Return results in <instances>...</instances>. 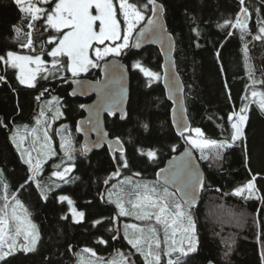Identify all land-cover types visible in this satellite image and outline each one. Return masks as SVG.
<instances>
[{
  "label": "trees",
  "instance_id": "trees-1",
  "mask_svg": "<svg viewBox=\"0 0 264 264\" xmlns=\"http://www.w3.org/2000/svg\"><path fill=\"white\" fill-rule=\"evenodd\" d=\"M129 2L135 3L137 0ZM249 2L264 12L261 0H246V4ZM158 3L164 6L167 30L175 40L176 71L184 86L185 108L191 129H201L204 139L217 142L230 140L233 130L229 115L238 113L244 104L249 105L245 136L224 151L222 160L213 162L212 149L206 150L209 159L202 160L193 149L208 188L201 191V203L192 210L197 224V249L183 256L182 264H206L209 261L214 264H264V200L232 195L236 188L245 185L256 173L259 174L258 195H264V112L251 97L252 90L264 92V84L260 83L264 81V42L252 40V36H246L242 41L239 29H221L217 26L223 24L225 19L235 21L241 8L239 0H158ZM114 6L117 8L116 0ZM249 11L251 18L247 23L255 35L257 16L254 9L250 8ZM23 15L13 0H0V54L9 50L16 53L27 50L13 39V25L20 24ZM36 27H46L44 18L36 22ZM22 31H29L26 22ZM229 31L235 34L228 36ZM48 35V32L42 36L34 33L35 54H40V40L46 41ZM245 45L248 47L247 55ZM47 49L46 44L43 53ZM120 59L128 67L130 76L127 117L124 121L117 116L106 119L105 125L111 137L121 138L130 166L121 168L120 175L113 177L118 165L112 161L106 148L84 156L81 148L75 146L72 158L68 159L73 169L67 179L57 186L53 182L45 186V182H49L51 167L61 161L56 153L53 159L42 165V179L37 176L39 187L37 181H33L26 189L20 186L24 183L28 167L12 141L15 130L30 131L40 105L56 97L63 116L55 126L68 125L79 142L74 126L83 116L80 105L88 100L70 96L67 78L59 80L55 76L40 80L36 87L25 88L19 85L15 69H6L9 83L0 84V119L8 122V127L0 126V169H3L8 185L7 212L15 203L12 199L15 194L31 222L36 225L39 235L34 252L17 250L6 257L7 264H47L48 260L53 264H78L81 257L92 255L84 249H91L96 254L95 258L105 264L119 253H134L130 261L145 264L124 240L120 232L123 219L118 216L116 206L106 200V192L114 182L123 178L156 179V173L164 163L188 145L173 131L171 105L165 98L160 79L150 81L138 68L132 67L134 61H139L143 67L160 75L162 58L159 50L147 47L136 52L129 48L123 51ZM249 67L253 73L252 79L257 81L255 85L249 78ZM4 71L5 67L1 68V74ZM86 77L93 81L99 79V67ZM44 89L48 91L41 96ZM172 144L177 146V151L170 150ZM57 148L55 144L54 149ZM138 149L144 152L157 150L158 154L155 160H151L141 155ZM137 173L139 175H135ZM75 177L78 179H73ZM217 188L221 191H216ZM4 194L3 185L0 184V196ZM42 194L47 195L46 200ZM60 195L71 198L78 210L85 213L81 223L71 221L67 203L58 199ZM4 204L5 201L0 199V209ZM229 208L234 210L235 215L227 214ZM102 217L116 219L93 226L92 222ZM109 227L112 228L111 232L106 230ZM114 235L116 239L112 238ZM100 240L106 243H100ZM161 264H166L164 257Z\"/></svg>",
  "mask_w": 264,
  "mask_h": 264
},
{
  "label": "snow or ice",
  "instance_id": "snow-or-ice-1",
  "mask_svg": "<svg viewBox=\"0 0 264 264\" xmlns=\"http://www.w3.org/2000/svg\"><path fill=\"white\" fill-rule=\"evenodd\" d=\"M13 2L19 11L24 14L21 17L20 24L13 25V31L15 32L13 39L17 43H20L22 48H28L32 51L35 50L36 37L34 33H39L42 36L44 32H48L49 36L47 41L40 40V54L35 56L18 55L16 52L10 50L0 54V63L5 66L4 73L0 74V84L9 83L6 69L11 67L19 70L17 79L20 84L36 87L37 85L34 81H36L37 73L40 72L41 65L44 63L41 55L44 52L46 44H55V46L47 53L48 56L53 58V67L51 70H46L47 74L42 77L43 79H48L49 75L55 77L61 69L71 72L72 76L76 77L82 72H87L89 68L99 67L98 61L105 59V57L121 56L123 50L129 49L130 47L139 48L141 46V38L159 42L162 48L167 47L169 50L172 48V37L161 23V14L164 12V6L158 3V0H145L143 3H140L139 0L135 3H130L129 0H118V9L114 7V0H13ZM239 2L241 8L236 14L235 21L230 18L225 19L223 24H218L217 26L221 29H239L242 41H244L246 36H252V40L264 42V12L250 2L246 4V0H239ZM261 2L264 3V0H261ZM43 5H47L48 7L45 8ZM250 8L255 10L257 16V32L255 35L249 30L247 23L251 18ZM148 12L151 15H146ZM118 14L123 16V28L118 24ZM41 18H44L46 27L38 29L36 22L41 20ZM144 21L146 22L142 23ZM25 22L27 28L32 31H22ZM137 25L141 26L135 31V42L130 45V39L133 37V32ZM49 29L55 30L57 35L53 36L49 32ZM193 31L196 32L197 29L194 28ZM234 34L231 31L227 33L228 36ZM93 42H96V44L93 45ZM105 42L113 43L112 46H105ZM90 46L95 47V60L91 59L88 54ZM244 51L247 55V45H245ZM217 55L219 56V53ZM30 64L37 65L36 69H30L28 67ZM132 67L138 68L150 81L160 79L158 73L143 67L139 61H134ZM106 71L108 73V79L104 83L100 81L96 82V91L101 100L94 108L89 109L92 113V118L88 121L89 124H95L98 121V116L101 111H106L109 115H113L119 111L121 118L124 117V109L122 107L125 95L123 66L106 61ZM248 75L252 79L253 73L250 67L248 69ZM73 82L79 83V81L75 80ZM167 83L169 85V91L173 96H176L180 92V89L175 72H171L167 76ZM252 83L255 85L257 81L252 79ZM260 83L264 84V81H260ZM47 91L48 89H44L40 95H44ZM72 95H75V93H72ZM251 97L254 98V102L258 108L264 112V92L252 90ZM37 99H40V96H37ZM53 99L55 100L56 98L54 97ZM244 99H247V97ZM80 107L83 108L85 106L80 105ZM248 110L249 105L246 103L240 108L238 113L234 112L229 115L228 120L231 122V128L233 130L230 140H222L219 142L202 138L203 133L199 128L189 129L182 101H180V111L173 122L177 133L184 139L185 144L190 145L191 149L198 150L201 153L200 159L208 160L209 156L206 154V150L212 149V160L213 162H217L222 160L225 150L232 148L235 142L240 141L245 136L244 127L248 120V116L246 115ZM41 115H43V112H41ZM57 115H60L59 110H57ZM0 126L7 128L8 122L0 119ZM143 126L147 128L146 124ZM77 130L79 131L80 129L78 128ZM193 131L196 133V138H193L191 135ZM185 133H188V135H185ZM44 139L45 141L49 139L47 132L44 133ZM108 143L110 150L112 149V145L115 144L117 146L115 151L120 153L118 157L114 158L115 163L118 165L116 172L112 174L114 177L120 174L121 168H128L130 165L126 157L125 149L121 143V138L116 137L114 140L108 141ZM64 147L65 144L62 143L61 149ZM87 150V145L82 146L83 152L86 153ZM170 150L173 152L177 151V146L175 144L170 145ZM138 151L141 152V155H146L151 160H155L158 154L157 150L144 152L138 149ZM52 155H55V153H52ZM68 158H72L70 154ZM21 160L28 167L24 183L20 186L21 189H26L31 182L37 181V176L42 171L44 161L36 159L34 163L31 154L25 159L24 153H21ZM56 167L59 168L60 166L57 165ZM71 170V167H65L63 171H55L52 175L63 180L65 175ZM249 172L251 174L250 168ZM135 175L139 174L137 173ZM4 176L3 169H0V184L3 185L5 192L3 196H0V199L5 201L3 208L0 209V213H2L0 214V262L7 264L6 257L13 255L17 250L23 251L24 253L34 252L39 235L36 231V225L29 221L25 226L23 221H18L14 210L11 217L13 221H17L14 227V234L12 228H9L6 234V227H8V185ZM258 176V173L252 174V178L242 187L236 188L232 195L243 197L244 199L258 197L264 200V195H258L260 192L257 188ZM157 177L163 178V184L159 188H149L147 184L135 185L134 191L136 192V198L135 201H128L131 205L130 209L125 207L123 196H119L115 201L116 207L119 210L118 216H129L135 213V218L140 221L150 222L154 219L156 225H162L164 227L165 239L163 241V255L169 257L168 264H182L181 258L187 253L195 252L198 246L196 236L197 224L192 210L197 204L198 194L202 190H206L208 185H206L204 177L200 174L193 160L192 151L188 148L181 153L180 157H173V160L167 168L160 169ZM73 179H78V177ZM105 183H108V180H105ZM37 186L39 187L38 181ZM169 186L174 191H169ZM116 187V185H112V189ZM141 188L145 192H150L151 195H140L139 190ZM216 191L219 192L221 190L217 188ZM177 193L179 194V201L182 203L177 202ZM224 195H227V193ZM111 196L112 193L109 192L110 202ZM42 198L46 200L47 195L42 194ZM12 199L16 206L22 207L21 202L15 194L12 196ZM58 199L59 201L68 202L73 219L76 222L85 219V213L78 212L72 207L73 201L68 196L60 195ZM185 207L187 211L184 210ZM149 209L154 211H149ZM227 214L235 215L234 210L230 208L227 209ZM61 218L66 219V217ZM115 219V217H102L94 220L92 223L95 226L104 222L114 221ZM125 228H131L134 233H139V235L130 237L128 232L125 231L124 238L131 245L132 249L135 250V253H139L144 258L145 264H161V240L156 235L158 231L157 227L148 225L141 228L135 224H130L125 225ZM106 230L111 232L112 228L109 227ZM117 231H119L118 228ZM21 233H23L25 243L21 244L18 249L16 237L21 235ZM112 238L116 239V236L114 235ZM169 240L171 243H169ZM99 242L106 243L104 240H100ZM69 250H71V247ZM84 251L90 252L93 256L96 255L91 249H84ZM174 254L178 255H175L173 259ZM131 255H134V253H129L128 255L119 253V264H135L134 261H130L129 259ZM225 258H227V253L225 254ZM47 264H53V262L48 260ZM99 264H105V262L101 260ZM106 264H117V261L115 259L109 260ZM209 264H212V262L209 261Z\"/></svg>",
  "mask_w": 264,
  "mask_h": 264
},
{
  "label": "rangeland",
  "instance_id": "rangeland-1",
  "mask_svg": "<svg viewBox=\"0 0 264 264\" xmlns=\"http://www.w3.org/2000/svg\"><path fill=\"white\" fill-rule=\"evenodd\" d=\"M116 3H117V9H118V7H119L118 0H116ZM43 7H44V5H43ZM93 12H94V9H93ZM117 21H118V24H120L121 28H123L124 22H123V16L122 15L118 14ZM144 22H142V23H144ZM140 26L141 25L136 26V29L133 32V37L135 35V31L138 30V28ZM29 31H32V30L29 29ZM51 32H52L51 34L53 36L57 35L55 30H51ZM48 36L46 38V41L48 40ZM133 37L130 39V42H129L130 45H131V42L133 40ZM112 43L113 42H105V46H112ZM95 44H96V42H93V45H95ZM54 46H55V44L48 45L47 51L41 55V59L44 63L41 65L40 72L37 73L36 81H34V83L36 85L40 80H46V79H43L42 77L47 74L46 70H51L53 67L52 66L53 58L51 56H48L47 53ZM94 53H95V47L90 46V48L88 49V54L90 55V58L93 60L96 59ZM17 54L18 55H32V56L37 55V54H35L34 51H32L28 48L24 53H17ZM110 57H120V56H109V57H105V59L110 58ZM61 59H66V58H61ZM105 59H103V60H105ZM103 60H99L98 64L101 63ZM28 67L30 69L34 70V69H36L37 65L30 64V65H28ZM99 67H100V64H99ZM97 69H98V67L89 68V70L87 72H82V73L78 74L76 77H73L71 72H68V71L61 69L59 74L56 76L58 77L59 80H63L65 78H67L68 80L77 79V78L86 77L90 73H95L97 71ZM15 71H16V78H17V75L19 74V70L15 69ZM159 76H160V81H161V74ZM52 77L53 76L49 75L48 78H52ZM17 81H18V79H17ZM18 83H19V81H18ZM19 85L22 87H25V88H33V87H29L26 84L22 85L19 83ZM46 102H48V101H46ZM57 110H59L60 115H57ZM41 112H43V115H41ZM62 116H63V113L61 112L59 99L56 98L54 100L52 97V99L49 100L48 103H46V104L43 103L40 105L38 115L35 118L34 126L31 128L30 131L15 130L14 135H12V141H13L15 147L19 151L20 155H21V153H24L25 159H27L28 155L31 154V156L33 157L34 163H35L36 159H41L42 161H44V163H46L56 156V155H52V153H55V154L57 153L58 156L61 158L60 159L61 161L57 164L58 166H60L59 168L56 167L57 165L51 167L52 171L50 173V178L48 180L49 182H45V186H48V184L52 183V182H53V185L57 186L56 184L67 179V177L71 174L72 170L65 175L63 180H61L59 177L53 176L52 173L55 171H58V170L63 171V169L65 167H71V169H73L72 165L68 161V159H69L68 155L69 154L71 155L73 153L75 146L80 147V141L79 142L76 141V139L72 135L68 125L62 124L59 126H55V123L58 122V120ZM45 132L48 133V137H49L48 141H45V139H44V133ZM191 135L193 138H196V133L194 131L191 132ZM14 140H15V142H14ZM62 143L65 144V147L63 149H61ZM55 144L57 145L58 150L54 149ZM196 152H197V155L200 157L201 153L198 150H196ZM43 173H44V170L42 169V171L38 174V176H40L41 179H42L41 176ZM129 181H130V183H129ZM137 184H139V185L147 184L149 186V188H152V187L159 188V186H160V184L157 182L156 179L147 180V179H138V178H134V179H130V178L124 179L123 178V179L117 180L116 182H114L112 184V185L117 186L115 189H112V185H111V187L106 192V200L109 201V192H111L112 193L111 203H113L116 206V203H115L116 199L119 196H123L124 201H125V207L130 209L131 205H130V203H128V201L129 200L135 201L136 192L134 191V188H135V185H137ZM139 194L140 195H151L150 192H145L143 188H141L139 190ZM176 199H177V202H180L179 199L177 198V196H176ZM65 202L67 203L68 213H69L71 221L74 223H81L83 220L76 222L73 219L72 212L70 211L68 202L67 201H65ZM72 207H74L78 212H82V211L78 210L74 201H73ZM13 210L15 211V215L18 218V221H23L25 226L28 224L29 221L31 222V219H30L27 211H25V209L23 207L16 206L14 203L9 208V210L7 212L8 227L10 225H12V227H10V228H13V227H15V224L17 223V221H13L11 219L12 214H13ZM117 210H118V208H117ZM184 210L187 211V208L185 207ZM149 211H154V210L149 209ZM120 217L123 219L121 224H120V232H121L123 238L125 235V231L128 232V235L130 237H132L134 235H139V233H134L133 229H131V228L126 229L125 225L135 224L141 228L146 227L148 225L157 227L158 231H157L156 235L161 240V250H162L161 251V260L164 257L166 264H168L169 257L163 255V248H164L163 241L165 239V234H164V227L162 225H156L154 219L150 222L137 220L135 218V213H133L132 215H129V216H120ZM31 223L33 224V222H31ZM8 227H6V234H7L8 229H9ZM13 234H14V229H13ZM169 236H170V230H169ZM18 238H19V240H18ZM124 240L127 242V240L125 238H124ZM17 242H18L17 248L19 249V247H20L19 244L21 245V244L25 243L23 233H21V235L16 237V243ZM169 243H171L170 240H169ZM129 246L131 247V245H129ZM177 246H179V245H177ZM136 254H138L144 260V258L139 253H136ZM125 255H127V254H125ZM175 255H178V254H174L173 259L175 258ZM113 259H115L117 261V264H119V260H120L119 254L110 258V260H113ZM78 264H99V260L97 258H95V256L89 255V256H87V258L81 257Z\"/></svg>",
  "mask_w": 264,
  "mask_h": 264
},
{
  "label": "water",
  "instance_id": "water-1",
  "mask_svg": "<svg viewBox=\"0 0 264 264\" xmlns=\"http://www.w3.org/2000/svg\"><path fill=\"white\" fill-rule=\"evenodd\" d=\"M146 22V21H145ZM144 22V23H145ZM161 23L164 25L166 31L167 26L164 20V12L161 14ZM139 29V28H138ZM169 33V32H168ZM170 34V33H169ZM171 35V34H170ZM172 37V48L169 50L167 47L162 48L161 44L159 42H155L152 39L145 40L144 38H141V46L139 48L130 47L133 51H141L147 47H154L157 48L160 52L161 58H162V71H161V86L163 88L165 98L170 103V122L171 126L173 128V131L176 135L180 136L177 131L174 124V119L178 115L180 111V101L183 102V109L184 114L186 116L187 124L189 129H191V124L187 116L186 108H185V101H184V86L182 83V80L180 79L177 71H176V64H175V40ZM135 42V35L133 37V40L131 44ZM106 61L115 63L117 65L123 66V75H124V88H125V95L123 99V109H124V117L121 118V113L119 111L115 112L113 115H109L106 111H101L98 116V121L95 124H89L88 121L92 118V113L89 111L90 108H94L98 103H100L101 98L98 96L96 91V82L100 81L101 83H104L108 79V73L106 71ZM5 66L2 65V68ZM100 72V78L98 80H91L88 77H82L77 79H70L67 80L66 83L70 86L69 94L71 97L79 98L82 100H89L85 102L83 105L85 107L82 108L83 116L75 123L74 130L76 135L80 138V147L82 150V146L87 145L88 150L87 152H83L84 156H89L93 152L99 151L103 148H106L112 161L115 162L116 155L120 154L118 151H115L116 145H112V149L109 148L108 141L114 140L115 137H111L109 132L106 129V119H111L117 116L120 121H124L127 117V109H128V103L130 98V76H129V70L126 64L120 59V57H110L105 60H103L100 63L99 67ZM171 72H175L178 87L180 89V92L176 94V96H173V94L169 91V85L167 83V76L171 74ZM0 74H1V68H0ZM79 81V83H74L73 81ZM72 93H75V95H72ZM80 129L79 131L77 129ZM123 145V144H122ZM124 147V146H123ZM188 148L192 151L193 160L196 163V166L198 167L200 174L204 177V172L202 170V167L190 146H185L182 150H180L178 153L171 156L163 165L162 168H167L170 164V162L173 160V157H180L181 153L185 151V149ZM161 168V169H162ZM160 171V170H159ZM158 171V172H159ZM157 172V173H158ZM156 173V180L161 185L163 184V178L157 177ZM120 175V174H119ZM118 175V176H119ZM170 191H174L171 186H169ZM177 198L179 199V194L177 193ZM181 202V201H180ZM182 203V202H181ZM201 203V192L197 196V204L194 208L198 207ZM206 264H209L207 262ZM212 264H214L212 262Z\"/></svg>",
  "mask_w": 264,
  "mask_h": 264
},
{
  "label": "flooded vegetation",
  "instance_id": "flooded-vegetation-1",
  "mask_svg": "<svg viewBox=\"0 0 264 264\" xmlns=\"http://www.w3.org/2000/svg\"><path fill=\"white\" fill-rule=\"evenodd\" d=\"M91 99H89L88 101H90Z\"/></svg>",
  "mask_w": 264,
  "mask_h": 264
}]
</instances>
